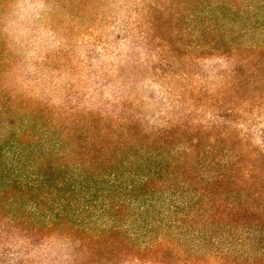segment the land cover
Wrapping results in <instances>:
<instances>
[{
    "label": "rangeland",
    "instance_id": "obj_1",
    "mask_svg": "<svg viewBox=\"0 0 264 264\" xmlns=\"http://www.w3.org/2000/svg\"><path fill=\"white\" fill-rule=\"evenodd\" d=\"M0 60L13 81L24 79L18 90L50 104L68 98L79 112L97 103L112 114L132 91L126 106L142 113L146 129L172 104V115L182 109L190 122L217 121L221 134H236L231 144L202 130L185 135L195 136L202 157L190 181L219 198L217 219L231 223L235 251L227 259L176 240L145 247L102 228L45 227L20 193L0 188V264L17 254L26 264L73 256L78 264H264V0H0ZM232 69L238 78L217 93L228 80L212 76ZM177 94L193 102H176ZM146 129L136 131L135 145L162 157L176 150L180 137L155 139ZM208 143L215 146L206 154ZM225 155L242 160L228 165ZM221 173L227 178L216 183ZM249 228L256 232L239 241Z\"/></svg>",
    "mask_w": 264,
    "mask_h": 264
},
{
    "label": "trees",
    "instance_id": "obj_2",
    "mask_svg": "<svg viewBox=\"0 0 264 264\" xmlns=\"http://www.w3.org/2000/svg\"><path fill=\"white\" fill-rule=\"evenodd\" d=\"M7 66V61L0 60V188L20 193L28 213L37 222L45 227L63 224L71 230L102 228L126 234L131 241L142 239L140 244L145 247L176 240L195 252L211 251L210 256L221 260L232 255L233 232L227 228L231 223L217 219L224 212L220 211L221 201L207 188L197 190L190 181L193 176L197 179V165L202 157L195 136L185 135L202 130L216 143L220 135L231 144L236 134H221L217 121L190 122L182 109L172 115V104L163 111L160 121L154 120L146 129L139 119L142 113L129 112L126 106L133 98L132 91L127 98L117 100L121 108L114 109L112 114L97 103L83 106L79 112L75 106H69L68 98L63 106L50 104L40 95L27 96L25 91L18 90L24 79L13 81ZM238 75L236 69L214 74L213 78L228 80L216 92L229 91L230 82L232 85ZM203 90L208 91L206 98L211 97L209 89ZM185 100L193 102L192 96H175L176 102L182 104ZM143 129L147 137L155 139L180 137L176 150L162 157L135 145L136 131ZM214 146L208 143L205 153H210ZM223 149L230 151L226 144ZM180 150L184 153L176 152ZM225 157L228 165L242 160L236 155ZM216 178L220 179L214 180L218 183L226 180L227 175L221 173ZM204 181L207 186L214 183L213 178ZM253 232L256 231L251 228L244 230L246 235L238 240L243 241ZM19 255L9 258V264L29 262L27 258L22 261ZM69 259L65 264H78V256Z\"/></svg>",
    "mask_w": 264,
    "mask_h": 264
}]
</instances>
